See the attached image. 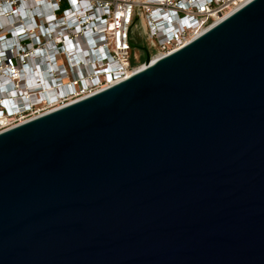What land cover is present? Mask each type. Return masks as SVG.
Here are the masks:
<instances>
[{
    "label": "water",
    "instance_id": "1",
    "mask_svg": "<svg viewBox=\"0 0 264 264\" xmlns=\"http://www.w3.org/2000/svg\"><path fill=\"white\" fill-rule=\"evenodd\" d=\"M146 53L0 134V264H264V0Z\"/></svg>",
    "mask_w": 264,
    "mask_h": 264
},
{
    "label": "built area",
    "instance_id": "2",
    "mask_svg": "<svg viewBox=\"0 0 264 264\" xmlns=\"http://www.w3.org/2000/svg\"><path fill=\"white\" fill-rule=\"evenodd\" d=\"M250 1L0 0V134L128 79L137 32L167 56Z\"/></svg>",
    "mask_w": 264,
    "mask_h": 264
},
{
    "label": "rangeland",
    "instance_id": "3",
    "mask_svg": "<svg viewBox=\"0 0 264 264\" xmlns=\"http://www.w3.org/2000/svg\"><path fill=\"white\" fill-rule=\"evenodd\" d=\"M134 45L132 53L134 54L135 58H139V63H136L137 67H144L142 65L145 64L147 60L146 50H148L149 43L145 36L142 35V32H137L136 37L134 38ZM152 57L156 55L155 52L149 50ZM134 62V61H133ZM135 63V62H134Z\"/></svg>",
    "mask_w": 264,
    "mask_h": 264
},
{
    "label": "bare ground",
    "instance_id": "4",
    "mask_svg": "<svg viewBox=\"0 0 264 264\" xmlns=\"http://www.w3.org/2000/svg\"><path fill=\"white\" fill-rule=\"evenodd\" d=\"M206 32V31H205ZM204 32V33H205ZM203 34V33H202ZM201 34V35H202ZM200 35V36H201ZM199 37V36H198ZM197 38V37H196ZM195 38V39H196ZM162 57H164V55H158V56H155L153 59H152V62H155V61H157V60H159V59H161ZM142 66H144V67H142L141 68V66L140 67H138L136 70H134V72L132 73V74H129L128 75V78L129 77H131L132 75H134L135 73H137V72H139V71H141V70H143V69H145L146 68V65H142ZM42 82L44 83V86H45V89L47 90V86H48V84H46V81L45 80H42ZM47 91H49V90H47ZM48 93V97H44L43 98V100H45L44 102H47V103H49V104H52V105H54L55 107H54V109H57V108H61V104H60V98L61 97H63V96H65V92H61V93H57V94H52L51 93V91H49V92H47Z\"/></svg>",
    "mask_w": 264,
    "mask_h": 264
},
{
    "label": "trees",
    "instance_id": "5",
    "mask_svg": "<svg viewBox=\"0 0 264 264\" xmlns=\"http://www.w3.org/2000/svg\"><path fill=\"white\" fill-rule=\"evenodd\" d=\"M66 7H67L66 5L63 6L64 9H65Z\"/></svg>",
    "mask_w": 264,
    "mask_h": 264
}]
</instances>
